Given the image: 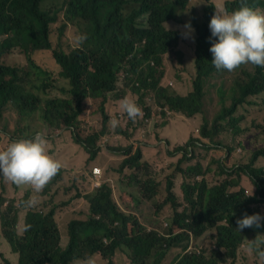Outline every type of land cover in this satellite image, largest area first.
<instances>
[{"label":"trees","instance_id":"trees-1","mask_svg":"<svg viewBox=\"0 0 264 264\" xmlns=\"http://www.w3.org/2000/svg\"><path fill=\"white\" fill-rule=\"evenodd\" d=\"M190 2L63 0L59 6L48 0H0V142L6 146L41 132L39 121L47 138L58 137L57 131L71 132L91 163L115 130L109 124L114 118L111 106L129 95L138 98L146 115L132 121L123 112L117 135L128 140L137 124L150 118L151 95L163 109L161 118L168 117L164 125L171 118L168 111L187 118L201 115L203 121L200 137L167 150L181 156L165 186L143 160L142 146L134 151L132 143H108L109 152L124 156L120 169L133 171L130 181L135 185L123 192L121 201L106 181L91 193L79 186L81 190L58 203L47 196L42 211L18 208L15 200L6 205L8 199L1 194L0 239L19 258L1 253L4 264H74L88 257L95 264H116L119 252L132 264H238L246 239L264 235V227L236 230V220L245 213L264 216V169L256 166L264 157V145L249 162L228 165L241 146L244 112L264 104V67L247 64L232 72L218 71L209 51L217 39L209 29L216 10L231 13L246 4L264 13V0H224L221 7L205 0L201 8H190ZM171 21L190 24L195 31L192 90L186 94L169 82L168 61L177 67L187 62L182 50L186 37L167 27ZM75 32L88 36L81 49L71 44ZM16 54L27 64H14L20 59ZM215 105L218 112L210 121ZM199 150L210 152L208 163L196 157ZM185 162L190 164L183 167ZM84 181L85 177L75 179ZM30 196L31 192L22 200ZM82 199L87 207L72 211L60 223L57 209ZM143 202L153 204L158 225L142 220L138 206ZM26 224L31 229L25 232ZM203 237L209 239L206 247L199 244Z\"/></svg>","mask_w":264,"mask_h":264},{"label":"rangeland","instance_id":"rangeland-1","mask_svg":"<svg viewBox=\"0 0 264 264\" xmlns=\"http://www.w3.org/2000/svg\"><path fill=\"white\" fill-rule=\"evenodd\" d=\"M204 1L205 0H191L190 8H192V6H198L199 8H201ZM223 1L224 0H214L218 7H221L223 5ZM48 2L60 6L63 0H48ZM167 27L172 30H180L186 37L185 42L182 43V50L184 51V58L187 62L185 64L177 63L178 67L170 61H168L167 63L169 82L174 84H172V87L175 88L178 92L186 94L192 90V75L190 73V70L194 66L192 60V42L195 39V31L190 32L185 27V25L179 24L174 21L169 22L167 24ZM191 29L193 28L191 27ZM16 55L20 59L14 64H27L26 59L22 54ZM182 67H186L188 68V70H180V68ZM63 86L66 87L67 83H64ZM58 95L60 97L62 96L61 93H58ZM263 98L264 96H262V99ZM131 99L135 100L136 102L138 100V98L134 96H131ZM148 102L152 107L149 121L144 119L137 124V130L135 131V135L132 140H128L124 135H117L118 127H116L115 130L112 131L113 135H111L104 144H100L101 147L104 148L102 149L96 160L92 161L90 164H95L98 167L102 168V177H98L94 174V168H92V165H89L87 168V164H89L87 162L88 155L81 146L75 144L73 140V134L68 131H57L56 134L59 135L58 137L54 138L53 136H50L47 139L49 141V153L56 159L60 160L63 164L61 174L57 175L52 180V182L43 190V192L39 194L34 193L29 186L17 187L12 183L5 181L3 177L0 176V195L3 194L8 199L6 205H8L10 200H15V202L17 201V207L22 208L19 206V202L25 197L27 193L31 192V196L38 195L40 204L37 207H40L43 210L45 206L44 201L47 199V196L53 195V197H56V201H62L67 199V196H69L73 192H76V190H81V188L91 193L94 183L98 181H100L99 188L105 181L110 183L114 188L115 197L118 201H121L123 192L126 190H133V188L131 187L135 185V183L131 184L132 182L130 181V176L133 171H122L120 169V165L124 160V156H122L121 154L109 152L106 149V144L108 143L115 146H129L132 143L134 146V151L142 146V149L145 153L143 160L151 164L152 168L156 170L158 180L161 181L163 186H165L167 183V178L172 176L173 173L177 171L176 166L178 165V159L181 156L179 154L171 156L168 154L167 150L174 151L177 147L185 145L188 139L200 137L199 130L203 123L202 116L197 115L194 118H187L186 116L181 114H169L171 117L167 122L169 124L164 125L163 122L168 117L161 118L160 112L163 109L158 107L152 95L148 97ZM217 108V105H215L209 111L208 118L210 121L214 120L218 112ZM111 110L112 112H114V118L116 115L121 125V121L125 119V117L121 119L120 115H123L124 111L120 108L119 105L116 104H114V106H111ZM119 111L120 113L117 114ZM244 113L246 115V120L242 125V129L245 132L238 137V141L241 143V146H237V149L231 155V159L228 162L229 166H231L234 162L235 164L249 162L254 152L261 149L264 145V104L259 103V105L257 106H251ZM42 124L43 123H40L38 121L37 128L38 131L45 133L47 130L45 128V125L43 124L44 126H42ZM165 140H170L171 144H164ZM0 146L2 149L7 147L4 142H0ZM60 149L63 150V156L67 155L65 158L67 159V162L71 167H67V163L64 162V160L60 157L61 152H58ZM196 157L198 159L204 160L206 163H208L211 159L210 152L206 150H199L196 154ZM189 164V162H185L183 167H186ZM256 166L264 169V157H261L256 162ZM66 167L68 169H73V171L68 170ZM80 177L83 178V180L85 177V181L83 182V184L82 182L75 183V179H79ZM176 180L177 186L179 187L180 184H182V176L178 174ZM246 182L247 184L249 183L248 181H245L244 183ZM79 186H81V188ZM51 201V203H55V200ZM84 201L87 207V201ZM153 209V204L149 202H143L138 206V211L142 220L151 227L158 225L160 222V220L158 219V223H154ZM21 213H25V211H21ZM61 228L62 230H65L62 224ZM0 242V264L5 263L1 258V252L6 254V256H10L11 259H19L17 255L12 253L8 243L4 240L3 237H1ZM199 244L201 247H206L209 245V239L207 237H203L200 240ZM115 263L132 264L129 258L122 252H119L116 255ZM165 264H169V262H166ZM238 264H259V261L257 260L255 255L249 256L243 251V255H241Z\"/></svg>","mask_w":264,"mask_h":264},{"label":"clouds","instance_id":"clouds-1","mask_svg":"<svg viewBox=\"0 0 264 264\" xmlns=\"http://www.w3.org/2000/svg\"><path fill=\"white\" fill-rule=\"evenodd\" d=\"M185 27L190 32L194 31L190 24ZM209 29L211 37L217 38L209 49L213 56L211 63L216 70L232 72L247 64L264 67V13L246 4L231 13L220 8L212 16ZM87 39V34L80 32L70 37L75 49H81ZM118 104L132 121L143 115L141 107L128 96ZM109 124L116 128L120 121L112 118ZM48 146L49 141L42 132H37L33 138L10 142L6 148L0 149V176L17 187L29 186L34 193H42L63 168L61 161L49 153ZM39 204L38 195L19 202L25 210L34 209ZM236 225L239 233L246 228L260 229L264 227V216L245 213L243 218L236 220ZM30 229L31 225L26 224L22 231ZM242 248L247 255H255L259 264H264V235L257 233L255 239H246ZM74 264H95V260L88 257L75 260Z\"/></svg>","mask_w":264,"mask_h":264},{"label":"crops","instance_id":"crops-1","mask_svg":"<svg viewBox=\"0 0 264 264\" xmlns=\"http://www.w3.org/2000/svg\"><path fill=\"white\" fill-rule=\"evenodd\" d=\"M129 98H131V95H129ZM117 105H119L118 103H117ZM134 137V136H133ZM133 139V138H132ZM131 139V140H132ZM59 153H60V157L64 160V162H66L67 164H66V166L67 167H71L70 165H69V163L67 162V159L65 158L67 155H65V156H63V150L62 149H60L59 151H58ZM89 165H92V168H95V167H98L97 165H93V164H87V168H88V166ZM66 167V168H67ZM99 168H101V167H99ZM68 169V168H67ZM102 169V168H101ZM68 170H70V171H73V169H68ZM102 176H103V170H102ZM74 193V192H73ZM51 196H53V195H49L48 197H51ZM57 203H58V201H56ZM73 203V202H72ZM72 203H70L69 205H67V206H64L63 208L61 207V208H58L57 209V211H58V218H59V222L61 223V221H62V218L63 217H65L67 214L68 215H71V213H72V211H74V210H78L79 208H81V207H84L85 206V201L82 199V200H80V201H76V202H74L73 204ZM1 253H3V252H1ZM5 256H6V254H5ZM7 258H10V256H6Z\"/></svg>","mask_w":264,"mask_h":264},{"label":"built area","instance_id":"built-area-1","mask_svg":"<svg viewBox=\"0 0 264 264\" xmlns=\"http://www.w3.org/2000/svg\"><path fill=\"white\" fill-rule=\"evenodd\" d=\"M165 110H166V109H165ZM168 114H171V115H172V112H171V111H168ZM143 115L145 116V115H146V112H144ZM120 117H121V119H123L125 116H124V114H123V115H120ZM146 120L149 121L148 118H146ZM93 171H94V174H95V175H97L98 177H102V169H101V168H99V167H95V168L93 169ZM99 185H100V181L95 182L94 185H93V187H94V188H99ZM38 211H42L40 207L38 208Z\"/></svg>","mask_w":264,"mask_h":264}]
</instances>
